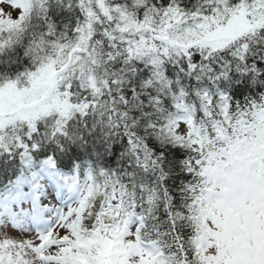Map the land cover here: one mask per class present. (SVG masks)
<instances>
[{
    "label": "snow or ice",
    "instance_id": "1",
    "mask_svg": "<svg viewBox=\"0 0 264 264\" xmlns=\"http://www.w3.org/2000/svg\"><path fill=\"white\" fill-rule=\"evenodd\" d=\"M0 264H264V0H0Z\"/></svg>",
    "mask_w": 264,
    "mask_h": 264
}]
</instances>
